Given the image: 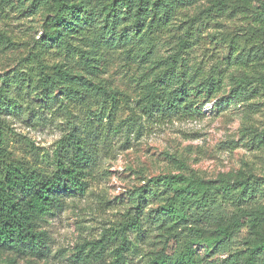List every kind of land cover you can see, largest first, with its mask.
<instances>
[{
    "label": "rangeland",
    "instance_id": "374dc122",
    "mask_svg": "<svg viewBox=\"0 0 264 264\" xmlns=\"http://www.w3.org/2000/svg\"><path fill=\"white\" fill-rule=\"evenodd\" d=\"M116 1L68 0L64 8H83L68 18L85 23L51 44L44 37L55 13L50 1L0 0V75L25 80L3 99L16 107L0 109L6 155L50 171L59 142L75 129L93 157L85 193L65 195L64 209L42 224L49 255L0 254V264H111L122 243L119 227L137 215L142 230L127 232V264H147L167 245L171 259L189 250L195 264H227L264 232V0H169L163 7L148 0L139 29L132 14L108 13ZM36 55L44 75L28 87L25 71ZM67 75L119 93L125 103L113 110L88 86L57 101L32 91L46 80L48 90H65L67 82L73 93ZM175 174L197 176L212 190L205 207L189 203L185 223L160 226L149 220L159 200L141 195L142 188L160 193L151 178ZM220 177L244 180L247 188L217 193ZM235 219L242 224L227 246L195 243Z\"/></svg>",
    "mask_w": 264,
    "mask_h": 264
},
{
    "label": "trees",
    "instance_id": "16d2710c",
    "mask_svg": "<svg viewBox=\"0 0 264 264\" xmlns=\"http://www.w3.org/2000/svg\"><path fill=\"white\" fill-rule=\"evenodd\" d=\"M47 1L54 5L55 13L44 25L45 42L53 44L68 33L78 34L86 19L82 18L81 22L75 20L76 13L74 11L81 13L83 11L82 6L79 4L64 8L68 0ZM157 1H160L162 3L160 7H163L169 0ZM147 3L148 0H135L133 5L130 0H117L110 6L108 13L112 15L113 19H120L121 16L129 17L132 14V26L139 29L145 22L143 12ZM72 16L74 17L68 18ZM34 59L32 65L25 71L28 87L32 86L35 77L44 75L45 66L41 64L42 59L37 55L34 56ZM35 72L37 76H35ZM20 73H23V70ZM65 78L78 90L73 91V93L66 90L69 87L67 82L63 84L65 90L57 86V90H48L47 85L50 82L42 80L40 88L35 87L32 91L36 92L35 95L39 98L43 96L49 100L57 101L59 96L60 99L63 97L70 99L69 97L73 95H80L88 86L105 103L109 102L110 108L113 110H118L120 104H123L121 101L124 102V97L121 94L84 80L81 76L67 75ZM23 81L25 80L15 75L11 77L0 75V109L4 107V109L10 110L12 107H16L15 104L7 107L3 101H6L9 91L22 86ZM238 83L243 84L244 80H238ZM52 85L54 87L55 84L52 83ZM211 85L213 87L215 84L212 83ZM154 99L153 97L152 100ZM174 101L176 100H173V103ZM171 107L174 108V105L171 104ZM2 135L0 131L1 138ZM91 150L90 142L74 129L59 142L52 158L50 171H42L36 168L30 170L21 162L9 159L0 139V254H11L13 258L34 260H43L49 255L50 236L43 229L42 224L55 212L64 209L65 195L75 193L82 196L85 193L90 177L89 167L93 159ZM150 181L162 192L155 193L151 192V189L142 188L141 195L149 192V195L159 200L156 213L149 220L160 226L166 224L175 226L179 223H185L189 203L190 205L194 203L200 207H205L208 194L212 190L199 177H187L184 174L156 176ZM246 188L247 183L244 180H235L233 184H230L229 179L220 177L218 185L213 190L217 193H228L231 189L244 191ZM261 213L262 210L259 214ZM241 224L240 219H235L228 224L216 225L211 239L195 237L194 241L207 249L220 245L227 246L229 239ZM142 225V218L137 215L119 227L117 235L121 236L122 243L114 249V261L111 264H127L126 253L132 244L127 237V232L134 230L140 234ZM98 244L100 247L97 256L100 257L104 245ZM88 246L93 249L96 247L92 244H87L85 247ZM171 255V248L167 245L162 251L154 254L147 264H195L189 250L174 259H171ZM261 257H264V232L255 234V237L248 242L246 250L231 255L226 262L227 264H259L257 260Z\"/></svg>",
    "mask_w": 264,
    "mask_h": 264
}]
</instances>
